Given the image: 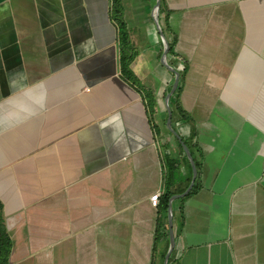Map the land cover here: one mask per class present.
I'll use <instances>...</instances> for the list:
<instances>
[{
	"label": "crops",
	"instance_id": "0c3cea01",
	"mask_svg": "<svg viewBox=\"0 0 264 264\" xmlns=\"http://www.w3.org/2000/svg\"><path fill=\"white\" fill-rule=\"evenodd\" d=\"M156 4L121 0L122 46L113 0H0L9 264H164L171 229L167 264H264V0H161L172 129L198 164L173 201L192 167Z\"/></svg>",
	"mask_w": 264,
	"mask_h": 264
},
{
	"label": "trees",
	"instance_id": "16d2710c",
	"mask_svg": "<svg viewBox=\"0 0 264 264\" xmlns=\"http://www.w3.org/2000/svg\"><path fill=\"white\" fill-rule=\"evenodd\" d=\"M121 0H113V16L115 18V21L118 23L119 28H120V40H121V44L122 46H126L128 44V39H127V35H126V28H125V24L123 23L120 15H121ZM172 47L170 46L169 49V53H172ZM129 54H124L122 57V71H123V75L128 79V81L131 80V85L134 86L137 90L143 88L139 81L136 79L133 71L130 68V64L132 62L133 59V55L131 56H127ZM139 88V89H138ZM179 91V90H178ZM177 91V93H178ZM176 93V95H177ZM175 95V96H176ZM145 96H150V94L148 92L145 91ZM151 112L154 109V105L153 102L151 101ZM174 110V109H173ZM178 110V108H177ZM181 112V111H179ZM181 115L183 118H186V115L183 114L181 112ZM180 145V143H179ZM181 146V145H180ZM182 148V147H181ZM167 162H169L167 164V184L168 186L171 185V178L173 176V173L176 169V165L174 163V161L171 160H167ZM198 166V164H197ZM197 184V183H196ZM197 185L194 186V188L196 189ZM171 197V193L166 192L164 195V205L166 206V204L168 203L169 199ZM12 240L10 238V235L7 231L6 228V224H5V217L3 214V204L0 202V264H9V256L12 250Z\"/></svg>",
	"mask_w": 264,
	"mask_h": 264
},
{
	"label": "water",
	"instance_id": "95a60500",
	"mask_svg": "<svg viewBox=\"0 0 264 264\" xmlns=\"http://www.w3.org/2000/svg\"><path fill=\"white\" fill-rule=\"evenodd\" d=\"M160 5H161V0H157V4L155 7V22H156L158 30L160 32L161 38L163 39V42H164V51H163L162 63L166 68H168L170 70V72L174 73V75H175V80H174L172 89H171L170 93L167 94V97H166V107H167V111H168L167 126L170 129V131L174 134V136L178 139V141L180 142L187 158L190 161L191 167H192V180H191V183H190L188 189L182 195L172 196L170 201H173V200L177 199L178 197H185L186 195L189 194V192L192 190V188L195 184L198 171H197V166H196L195 161L192 157V154H191L189 147L183 142L182 137L175 130L172 129V123H171L172 122V110L170 108L169 101L171 100V97L175 94V92L178 89L179 80H180V73L177 70L171 68L167 64V61H166L168 53H169V49H170V44H169V41L165 37V35H164L163 31L161 30V27L159 25V8H160ZM169 224L172 228L173 217H172V213H171V207H170V213H169ZM174 246H175V238L173 235V230L171 229L170 230V252H169L164 264H167L169 255L171 254Z\"/></svg>",
	"mask_w": 264,
	"mask_h": 264
},
{
	"label": "built area",
	"instance_id": "2783aa9c",
	"mask_svg": "<svg viewBox=\"0 0 264 264\" xmlns=\"http://www.w3.org/2000/svg\"><path fill=\"white\" fill-rule=\"evenodd\" d=\"M159 197H160L159 193H155L154 195L151 196V205L153 207H157L158 206Z\"/></svg>",
	"mask_w": 264,
	"mask_h": 264
}]
</instances>
